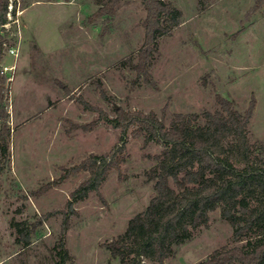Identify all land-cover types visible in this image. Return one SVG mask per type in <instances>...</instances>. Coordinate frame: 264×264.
<instances>
[{
	"label": "rangeland",
	"instance_id": "374dc122",
	"mask_svg": "<svg viewBox=\"0 0 264 264\" xmlns=\"http://www.w3.org/2000/svg\"><path fill=\"white\" fill-rule=\"evenodd\" d=\"M10 1L16 11L8 15L0 60L9 76L10 131L2 130L0 120V264H55L66 212L73 256L66 264H118L103 244L155 195L147 172L163 145L145 143L131 128L127 162L72 209L70 194L89 173L61 179L67 168L117 143L121 129L99 119L113 117L117 108L155 111L169 123L176 112L215 110L218 93L241 111L255 99L249 136L252 142L264 139V0H168L183 11V22L158 40L151 66L155 84L135 81L123 62L130 55L136 60L144 41L143 0H121L106 26L103 18L89 20L99 8L95 0ZM23 226L34 230L28 246ZM232 233L217 209L174 257L156 264H197L216 249L234 246Z\"/></svg>",
	"mask_w": 264,
	"mask_h": 264
},
{
	"label": "trees",
	"instance_id": "16d2710c",
	"mask_svg": "<svg viewBox=\"0 0 264 264\" xmlns=\"http://www.w3.org/2000/svg\"><path fill=\"white\" fill-rule=\"evenodd\" d=\"M95 1L99 8L89 20L103 18L106 26L114 19L121 0ZM205 2L199 0L202 5ZM12 3L0 0V60L8 41L3 32L5 24L11 22L8 13ZM143 5L146 10L143 44L136 60L130 55L123 62L135 72V81L144 79L155 84L151 66L158 40L171 35L183 22V11L168 0H143ZM15 11L14 5L11 13ZM8 77L0 68V120L2 130L7 133L10 132L5 107ZM102 93L107 97L105 91ZM216 102L215 110L173 113L169 123L155 111L117 108L113 117L105 114L99 118L121 129L113 148L106 153H91L79 165L65 168L61 179L70 172L89 173L70 194L67 206L72 209L75 202L86 199L91 191H99L110 173L127 162L125 139L131 128L133 135L144 137L145 143L154 141L163 145L153 155L155 163L147 172L148 180L154 182L155 195L143 211L129 219L122 233L103 244L118 264H156L174 257L179 246L209 225L210 213L217 209L233 227L232 240L236 244L214 250L197 264H264V139L252 142L249 136L256 100L252 99L243 111L222 94H216ZM68 228L66 212L54 246L55 264L73 261L67 247ZM19 231L24 246L30 245L33 228L23 226Z\"/></svg>",
	"mask_w": 264,
	"mask_h": 264
},
{
	"label": "built area",
	"instance_id": "2783aa9c",
	"mask_svg": "<svg viewBox=\"0 0 264 264\" xmlns=\"http://www.w3.org/2000/svg\"><path fill=\"white\" fill-rule=\"evenodd\" d=\"M13 7H14V5H13V3L9 6V13H8V15H11L12 13H11V11L13 10ZM9 23H7V24H5V27H7V25H8ZM9 52L11 53V54H13V55H17L18 54V49L16 48V47H10V49H9Z\"/></svg>",
	"mask_w": 264,
	"mask_h": 264
}]
</instances>
